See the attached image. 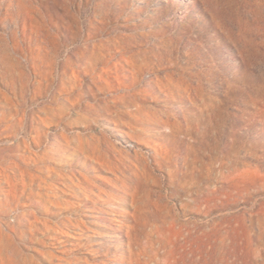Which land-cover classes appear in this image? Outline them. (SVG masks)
Listing matches in <instances>:
<instances>
[{
  "label": "rangeland",
  "instance_id": "obj_1",
  "mask_svg": "<svg viewBox=\"0 0 264 264\" xmlns=\"http://www.w3.org/2000/svg\"><path fill=\"white\" fill-rule=\"evenodd\" d=\"M145 145L184 172L151 164L181 264H264V0H0V218H49L35 173L144 171Z\"/></svg>",
  "mask_w": 264,
  "mask_h": 264
},
{
  "label": "bare ground",
  "instance_id": "obj_2",
  "mask_svg": "<svg viewBox=\"0 0 264 264\" xmlns=\"http://www.w3.org/2000/svg\"><path fill=\"white\" fill-rule=\"evenodd\" d=\"M126 142L132 145L136 141L128 138ZM145 148L149 153L141 160L146 164L144 171L132 160L136 167L131 169L133 176L131 172L115 169L113 163L109 171L110 161L104 157L93 158L98 165L92 167L94 176L87 168L80 172L81 182L48 166L61 181L52 185V193H47L44 177L33 174L38 186L31 188L30 204L49 214V218H38L36 213L26 210L29 203L17 204L16 213L23 217L13 225L0 218V264H181L177 245L183 235L180 229L183 224L166 202L161 191L163 180L151 164H158L159 156L163 157L171 165L169 179L173 185L184 184V172L178 160L174 166L173 155L163 156L150 145ZM60 151L57 155L64 156ZM40 160L45 165L52 161V156L41 155ZM3 162L6 163L0 159V164ZM20 170L29 173L21 165ZM118 204H123L125 211ZM34 218L37 223H33ZM26 248L34 254H29ZM112 249L123 254L113 255Z\"/></svg>",
  "mask_w": 264,
  "mask_h": 264
}]
</instances>
